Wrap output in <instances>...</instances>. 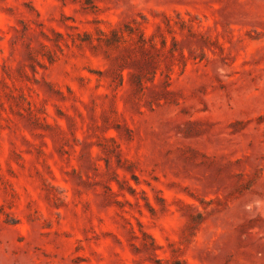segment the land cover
Returning a JSON list of instances; mask_svg holds the SVG:
<instances>
[{"label": "rangeland", "instance_id": "rangeland-1", "mask_svg": "<svg viewBox=\"0 0 264 264\" xmlns=\"http://www.w3.org/2000/svg\"><path fill=\"white\" fill-rule=\"evenodd\" d=\"M0 264H264V0H0Z\"/></svg>", "mask_w": 264, "mask_h": 264}]
</instances>
